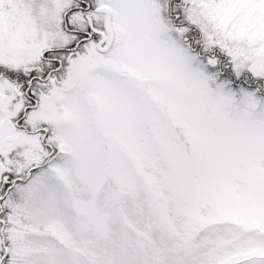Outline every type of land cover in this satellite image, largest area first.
Masks as SVG:
<instances>
[{
  "label": "rangeland",
  "instance_id": "obj_1",
  "mask_svg": "<svg viewBox=\"0 0 264 264\" xmlns=\"http://www.w3.org/2000/svg\"><path fill=\"white\" fill-rule=\"evenodd\" d=\"M70 1L0 0V68L27 71L77 40ZM166 1L95 0L71 17L107 18L113 41L72 53L29 117H47L56 152L1 202L3 264H264V98L218 80ZM187 2L203 50L264 80V0ZM16 88L0 76V122Z\"/></svg>",
  "mask_w": 264,
  "mask_h": 264
},
{
  "label": "flooded vegetation",
  "instance_id": "obj_2",
  "mask_svg": "<svg viewBox=\"0 0 264 264\" xmlns=\"http://www.w3.org/2000/svg\"><path fill=\"white\" fill-rule=\"evenodd\" d=\"M190 2L184 3V0H167L165 4V14L170 22L180 28H184V41L189 45L190 49L199 56L206 55L212 61L211 68L214 69L215 75L219 78L231 80L233 86H251L257 91L264 93V80L252 75L251 72L243 73L237 77L234 75L227 58L220 50L203 51L204 43L200 42V33L196 26L189 23L185 12ZM66 10H70V14H81L90 11H98L96 9L95 0H71ZM88 23H84L81 27L77 26L71 32L78 35L79 43L91 42L93 37L98 42L106 36V21L100 26L95 23V19L89 18ZM85 20V21H86ZM73 49V48H68ZM55 61L57 58H52ZM32 77L22 78L20 86L24 91L18 93L15 103V112L11 117L12 124L7 125L0 136V146L3 148L7 144L8 152L0 156V162L4 164V170L0 173V190L7 186V189L18 183L27 182L32 174L39 171L48 161V154L52 148L50 143L42 140L41 148L43 154L37 155L36 143L32 137L37 136V132L47 135L48 128L44 126V122L38 127L30 125L29 117L37 110L45 111L47 108L44 101L52 100L57 92V85L54 78L48 75V70H40ZM55 91V94L52 95ZM263 96V95H262ZM7 140V141H5ZM23 159V160H22ZM24 161V162H23ZM5 189V191H7ZM4 191V192H5ZM3 256H0V259Z\"/></svg>",
  "mask_w": 264,
  "mask_h": 264
},
{
  "label": "trees",
  "instance_id": "obj_3",
  "mask_svg": "<svg viewBox=\"0 0 264 264\" xmlns=\"http://www.w3.org/2000/svg\"><path fill=\"white\" fill-rule=\"evenodd\" d=\"M70 10L64 11V18H63V29L65 31L71 32L75 27H73L70 24L69 18H70ZM72 33V32H71ZM82 43H79L78 41L74 42L73 44L67 46V47H60V48H49L42 51L41 54V61L39 63V70L46 71L48 70L47 76H54L55 78H62L66 68L69 64L68 62V55L70 52L80 50ZM73 48V49H68ZM52 58H57V60L53 61ZM39 75V73H36L35 71H31L29 75H27L24 71H15V70H7L5 68H0V76L7 77L10 79V81L21 84L22 78H25L27 76L32 77L35 75ZM263 89V87L261 88ZM251 90L259 95H264V93L261 91H257L255 87H251ZM20 91H24L22 87H20ZM7 259H5L4 263Z\"/></svg>",
  "mask_w": 264,
  "mask_h": 264
},
{
  "label": "water",
  "instance_id": "obj_4",
  "mask_svg": "<svg viewBox=\"0 0 264 264\" xmlns=\"http://www.w3.org/2000/svg\"><path fill=\"white\" fill-rule=\"evenodd\" d=\"M112 36H113V34L109 31V39H108L109 42H111ZM253 71H254L255 74H258V69L255 68ZM7 124H11V121L9 119H5L0 124V135H1L2 131H3L4 126L7 125ZM7 152H8L7 147H6V149L4 151H2L1 148H0V153L1 154H6ZM2 169H3V166H2V164H0V170H2ZM2 261H3V258L0 260V264L2 263Z\"/></svg>",
  "mask_w": 264,
  "mask_h": 264
}]
</instances>
